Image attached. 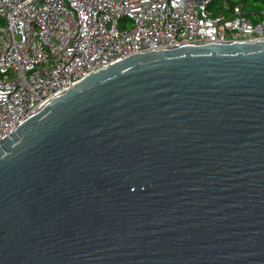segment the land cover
Masks as SVG:
<instances>
[{
  "label": "water",
  "instance_id": "water-1",
  "mask_svg": "<svg viewBox=\"0 0 264 264\" xmlns=\"http://www.w3.org/2000/svg\"><path fill=\"white\" fill-rule=\"evenodd\" d=\"M0 264H264V39L134 53L25 118Z\"/></svg>",
  "mask_w": 264,
  "mask_h": 264
},
{
  "label": "built area",
  "instance_id": "built-area-1",
  "mask_svg": "<svg viewBox=\"0 0 264 264\" xmlns=\"http://www.w3.org/2000/svg\"><path fill=\"white\" fill-rule=\"evenodd\" d=\"M215 0H0V141L90 74L143 51L264 39ZM223 8H227L224 4Z\"/></svg>",
  "mask_w": 264,
  "mask_h": 264
},
{
  "label": "trees",
  "instance_id": "trees-1",
  "mask_svg": "<svg viewBox=\"0 0 264 264\" xmlns=\"http://www.w3.org/2000/svg\"><path fill=\"white\" fill-rule=\"evenodd\" d=\"M226 4L227 8H223ZM215 15L220 13L229 15L231 9L236 6L242 7V13L244 17L252 22H256L264 16V0H215Z\"/></svg>",
  "mask_w": 264,
  "mask_h": 264
}]
</instances>
